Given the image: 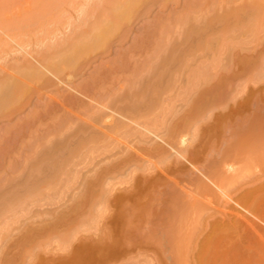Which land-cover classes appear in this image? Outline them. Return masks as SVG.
I'll list each match as a JSON object with an SVG mask.
<instances>
[{
    "label": "rangeland",
    "instance_id": "374dc122",
    "mask_svg": "<svg viewBox=\"0 0 264 264\" xmlns=\"http://www.w3.org/2000/svg\"><path fill=\"white\" fill-rule=\"evenodd\" d=\"M14 1L12 0L10 3ZM32 1L25 3L26 5L29 3L30 7L27 8L25 5L23 9L29 11L32 7V10L34 7V1ZM48 1H51L50 4L59 1V4H55L56 7H60L59 9L55 5H53L54 7L51 6L52 10L54 8L58 12L50 10ZM48 1L40 0L43 11L39 9L40 7L34 8L36 9L35 12L41 10V18L45 24L42 21L40 26L45 28L40 30V27L36 28L39 24L34 26L32 22L33 29L31 27L29 29L33 32L31 33L29 29V32L27 29L25 30L28 35L25 36L24 33L22 38L25 36L24 44L26 45L20 48L26 52V56L29 54L30 58L34 59L40 68L44 66L39 62L38 57L31 54L33 50L39 47V50L37 48L35 51L44 50L43 53L52 51L51 55L54 57L53 47L57 42L60 45L62 39L65 41V38L72 36L70 35L72 33L73 37H70V40L72 39L74 42V37L78 33L88 29L84 27L82 30L83 19L82 25H79L80 18L84 17L83 11L90 10L96 3L105 0H98V2L85 0V3L84 0L82 3H80L81 0H77V2L76 0L72 2L71 0ZM140 1L142 2L139 0L137 4L134 3L138 6L139 10L135 8L138 11H129V15L126 14V16L127 7L128 10L133 8V5L131 8L127 6L125 11L122 9L124 16H118V20L115 18L119 21V25L115 24V27L117 26L119 29L123 25L119 30L120 32L116 30L119 33L110 24L112 27L107 26L108 30L103 31L104 34L106 33L105 35L103 32L101 35L100 32H98L99 35L97 32L93 33V36L91 35V40L100 39L97 42L102 43L99 45L103 46L99 47L98 45L99 49H97L96 44L91 42L90 48L78 47V54L71 63V68L64 69V65H61L60 67L64 70L61 69L62 72L60 71L59 74L46 69L47 73L43 74L44 77L38 73L40 79H38V75L35 76L36 79L34 74L33 79L36 81L32 79L34 82L30 81L29 84L26 82L28 85L24 87L25 92L22 94L23 96L20 95L19 102L15 100L11 103L14 107H10V104L8 112L5 110L8 107H3V113L0 114V135L6 127L11 126L10 128L14 127V135L10 133L12 136L9 134L7 137H13L12 140L15 136L16 140L18 137L19 140L20 137H23L20 140L22 143L17 140L16 144L20 143L19 146L24 144L25 148L27 143L30 141L33 143L37 140H40L42 146L38 149L35 148L37 152L33 151L32 154L35 155L33 159V155L31 156L26 152L29 151L26 150L27 146L26 151L22 146V150H18L19 154L18 152L13 153V156L5 158L6 163L7 159L10 161L13 158L16 165L17 163L21 165L20 167L17 166V174L16 171L12 172L13 174L10 173L9 169H5L6 171L3 169V173L1 172L2 169L0 170V174H4V177L9 174L7 183L5 181L4 186L2 185L4 188H1L0 184V195L3 197H0L3 200L0 202V208L4 207L3 202L8 204L2 210L0 209V217L3 215L0 218V224L7 223L5 226L0 225V264H174V261L177 264L180 259L183 261L182 258L184 261L186 260L187 264H194V262L199 261L203 263L204 256V263L211 261V264L213 261L216 264H230L232 262V264H251V262L252 264H264V203L260 207H255L252 205L253 202L245 204L239 200L247 190L252 188L255 190L258 186L260 190L255 200L264 198V163L262 162L264 156L262 153L259 156L262 157L260 160L259 157L256 159L255 155L254 157L251 154L244 155L246 157L242 155L241 158L237 157L236 161H230V158L234 159L238 152L237 147L241 144L240 142H242L243 147L250 143L257 146L264 144V32H262L264 29L261 28H264V16H260L261 19L260 14H257L259 12L264 14L262 13L264 5L262 11L260 8L255 9L257 6L253 9V7L250 8L251 6L245 5L248 4L246 2L249 0H217L214 6L217 7L218 2L220 6L215 10L213 9L215 7L208 8L210 4L213 6V3L208 2V4L205 1L207 4L202 3L205 4L203 8H201L202 5L198 7L200 10L198 12L202 15H199L195 10H193L194 14L198 15L196 18L193 13L190 14L194 16V19L192 16L185 15L188 19L190 18V20L185 19L187 24L182 20L179 22L180 19L177 16L183 15L184 11L190 12L191 9L186 10L188 0H172V2L166 0V3L164 0H152L149 1V5H147V0L142 4ZM35 2L37 4L38 0ZM10 3L8 7H12ZM17 3L21 4L18 0ZM17 3H14L15 6ZM70 3L72 7H75H68ZM3 4L0 6H4ZM143 4L145 5L143 6ZM249 4H253V2L251 1ZM5 6H7L6 3ZM20 7L14 9H20ZM79 7L82 8L81 10L84 8V10L81 11ZM181 7L185 8L182 9ZM220 7L225 9H220ZM77 8L82 13L78 14ZM180 9L184 11L179 13ZM192 9L196 8L192 7ZM60 10L64 11L62 12L64 14H61ZM250 11L253 15L250 14ZM32 13L34 14L33 10ZM65 13H68L67 17ZM167 13L170 15L168 16ZM235 14L237 17L234 16L235 18H233ZM256 14L259 20H257ZM34 16H32L33 20L37 18ZM47 16H55V18H52L53 21H51V17ZM91 16L96 17L95 15ZM250 16H254L257 22L253 19L254 17L250 19ZM56 17L60 18V22ZM175 17H177V21H171L172 19L176 20ZM221 17L226 21L221 20ZM28 19H31L30 14ZM32 19L31 21H33ZM67 19L73 21L70 22ZM75 19L77 20L75 21ZM94 19L96 18H90V21L93 20L91 23L96 24ZM124 19L125 22H123ZM63 20L66 21L63 22ZM115 20L113 19V24L117 22ZM162 20H165L164 22L167 24L174 25H171L170 30H173V34L169 32V36L171 35V42L169 41V43L173 44L169 48L172 49L170 53L173 50L175 53L156 59L151 71L144 73L143 77L141 75L142 78L140 77L139 80H135L133 88L130 87L132 85L127 88L129 83L125 82L133 78L135 69H139L141 67L139 65L144 64L143 62L149 57L148 54H151L152 36L156 37L157 24ZM192 20L196 24H192ZM87 21L89 22V19ZM258 21L261 26L256 28L259 25ZM248 22L257 24V26L253 25L252 27L249 23L251 29L247 25ZM167 24L163 26L169 30ZM186 24L188 30L187 26H184ZM175 26H178V29L181 26L180 29L184 28L183 31L187 33L177 28L173 29ZM161 27H159L160 30ZM254 27L256 28L255 31H253ZM48 28L52 31H49L50 35L47 34ZM35 29L37 31L39 29L41 32L44 30L40 35L44 33L46 35L39 36V39L37 35H34L37 38L34 37ZM232 29L233 32L237 29L234 32L237 34L234 35ZM248 29L249 31L251 29L254 34L252 32V35ZM107 31L110 33L107 34ZM178 31L180 34H177ZM227 31H231L232 34L230 32L225 34L224 32ZM230 34L233 38L230 37ZM62 35H66V37L64 36V38ZM102 35L103 38H101ZM172 35L175 37L174 40ZM244 35L246 36L244 37ZM30 36H32L31 39ZM111 36L116 39H112ZM134 37L136 39L144 37L141 40L140 48L138 47L139 50L137 49L133 54L130 53L131 56L128 54L129 57L124 58L122 62L120 61L123 66L126 67L127 65L126 68L121 66L117 69L116 56L121 51L122 53L129 51L132 42L135 41ZM218 38L223 40V43L232 44L233 47L225 48L226 45L223 43L220 45L221 40L218 43ZM237 38H240V41ZM235 39H237V46L234 48ZM242 39L244 41H241ZM232 40L234 43L231 42ZM35 42L40 44L37 45ZM50 42L54 46L48 44ZM238 42L243 43L238 44ZM217 43L227 51L223 50V47L221 49ZM230 48L233 49L230 50ZM219 49L223 51L221 52ZM21 53L15 51L10 54L22 57ZM3 54L0 52V65L4 64L3 66H5L4 62L7 61L6 63H8V60L11 63L12 56H9V53H7L9 57L4 54L6 57L4 60ZM80 54L82 57L79 56ZM219 60L221 61L219 62ZM213 61H216L214 63L218 67L215 64V68H210ZM113 66L116 68L113 69ZM120 68H123L121 70L125 68V70L119 71ZM204 68L207 69L205 70L206 75L202 73L201 76H207L209 79L206 80V84L200 85V83L201 87L196 86L197 88H195L196 83L201 82L202 78L199 76L201 80L196 83L191 78L196 72H203L201 69ZM93 72L94 74L97 72L95 81L98 80L95 82L97 83L96 86L92 84L95 87L94 90L92 86L90 89L97 96L94 97L95 99L92 97L94 94L91 93L93 94L91 95L87 90V92L84 90L79 91V93L75 91L77 85L79 86L90 79L89 75L93 77ZM111 72L114 74V79ZM32 74H25L24 78L27 75L25 80L29 81V75L32 77ZM42 78L44 79L41 80ZM191 83L195 85H191ZM125 85L127 86L125 87ZM85 92L87 95L84 94ZM55 96L57 101L55 98L54 102ZM68 96H73L70 98L73 101H69ZM43 107L45 109H42ZM34 110L39 113L37 121L34 120L31 124L29 122L27 125L21 126L20 123L24 122L25 118L31 115V112L34 113ZM47 111L52 112L47 113ZM46 113L47 115H45ZM119 115L123 118L118 117ZM121 119L125 123L121 122ZM18 127L22 128L21 131ZM15 129L17 130L15 131ZM101 129L102 131H100ZM22 131L25 133L24 135L21 133ZM252 137H256V139L253 140ZM7 139L5 142L8 141L9 146L16 147V144L13 145L15 139L10 143ZM40 142L36 145H40ZM200 150L201 152L196 154ZM177 151L180 154L183 153L177 155L175 154ZM16 154L18 156H15ZM226 155H230L229 161L223 164ZM190 158L194 159L191 160ZM31 159L35 160L32 161ZM254 159L255 161L258 160L259 165ZM244 160L249 161L252 166L249 163L246 165ZM222 174L224 178H222ZM0 179L2 178L0 177ZM174 182H178V185ZM261 186L262 188H260ZM4 195L7 196L4 197ZM4 198L8 203H5ZM114 201L116 202L114 203ZM177 201H180L181 204ZM184 203L187 205L184 206ZM197 205L198 209L195 208ZM179 206H182L181 209L193 208L195 211L191 209L192 212L187 214L189 215L188 220L186 218L187 222H184L185 228L177 231L178 227L183 226L184 223L179 224V226L174 225L176 222H172L168 214H173L179 210ZM164 211L166 215H163ZM232 212L239 215H234ZM239 216L243 218H239ZM171 219L175 220L173 215ZM172 224L177 226L175 232L180 233L178 234L180 237L175 236L176 233L174 234ZM214 225L226 228L230 232L231 239L230 241L227 240L228 243L225 241L226 244L217 245L210 241L206 242V239L209 240L210 238L213 241L220 236L219 232L215 231ZM227 227H230L231 230ZM182 233L184 237L181 235ZM188 234L192 237L189 238ZM186 236L188 240L185 238ZM179 238L181 239L179 240ZM180 244L181 247H185V252L183 250L179 252L181 251ZM235 246L239 249H237L238 251ZM205 248L208 250L207 252ZM217 248L220 250L218 251ZM217 251L218 253L221 252L220 255L222 256L217 254ZM178 254H180L179 257ZM194 255L199 257L196 259ZM237 255L238 259H236ZM219 256V262H216Z\"/></svg>",
    "mask_w": 264,
    "mask_h": 264
},
{
    "label": "bare ground",
    "instance_id": "6f19581e",
    "mask_svg": "<svg viewBox=\"0 0 264 264\" xmlns=\"http://www.w3.org/2000/svg\"><path fill=\"white\" fill-rule=\"evenodd\" d=\"M12 0H7V2H6V0H0V4H3L4 6H0V52L3 54V52H4V54L7 56V53H14L15 51H18V52H20L21 53V50H20V48L21 47H25V45L26 44H24V40H26L25 39V36H26V34H27V32H29V30H31V29H29L30 27L33 29V24H31L32 22L34 23V26H36L37 24H39L38 26H36V28L38 27H40L39 29L41 30V29H44L45 27H43V28H41V26L40 25H42L41 24V22L42 23H44L45 24V22H44V20H43V18H41L42 17V14H41V10H37V11H39V12H35V10L37 9V8H39V9H42V11L44 10L43 8H41V4H40V0H38V2H37V4H36V0H33L34 1V7H33V12H34V14H35V16H34V14L32 13V10H31V8L29 9V11L32 13V16H34V17H37V18H34V20L32 19L33 17L31 16V13L28 11V9L27 10H24L23 8V6H25L26 4H27V2H30V1H26L25 2V0H23V2H22V0L20 1V0H18L19 2H21V4H18L17 3V0H13L14 2L13 3H10ZM32 1V2H33ZM48 1V0H47ZM56 1V0H55ZM54 1V2H55ZM64 1H66V0H64ZM63 1V2H64ZM73 0H71V2H72ZM78 1H80V0H78ZM94 1H97L98 2V0H94ZM139 0H105V1H101V3H93V4H95L93 7H92V9L90 8V10H87V11H83L84 10V8H83V10H81L82 8H80V7H82V6H80L79 4V8H80V10L81 11H83V13L81 12V11H79V9H78V11L77 12H79L78 14H80V12L83 14V18H80L81 19V21H80V23H79V25L81 24L82 25V19H83V24L84 25H82V30L84 29V27H87L88 29L86 30H83V31H81V33H78V32H76V33H78V35L76 36V37H74L75 38V41L73 42V40L71 39L70 40V37H73V33L72 34H70V35H72V36H70L69 38H68V41H66L67 40V38H65L66 37V35H62L66 40V42L64 41V39H62L63 41H64V43H63V41H59L61 44L59 45V43L57 42V44L55 45V47H53L54 49H53V56L54 57H52V55H51V53H52V51H50V52H46V53H43L44 52V50L43 51H41L42 49L40 48V51L41 52H39V51H35V50H37V48H38V50H39V47H37V48H35L34 50H33V52L31 53L34 57H38V59H39V62L40 63H42L43 64V66L44 67H42V68H40L39 66H38V64H36V61L34 60V59H31L30 58V55L28 54L27 56H26V52L24 51V50H22V57H20V56H18V57H16V56H12V54H10L9 56H12V59H11V63H10V60H8V63H6V62H4L5 63V66H3L2 64V66L0 65V114H2L3 113V107H5V106H10V104L11 103H13L15 100L16 101H18L19 100V97H20V95H22L24 92H25V86L26 85H28L29 83H30V81H33V80H35L36 81V77H37V75H38V73H40V74H42L41 75V77H44V75L43 74H46L47 72H46V69L47 70H51V71H53V72H58L57 74H59V72L61 71L62 72V70L61 69H67V68H71L70 67V65H71V63H73V61L75 60V58H76V56H77V52H78V47H82V49H83V47L84 48H87V47H89L90 48V45H91V42L92 43H94V44H96L95 46H96V48L97 49H99V47L100 46H103V45H99V44H102V43H100V42H97V41H99V40H97V41H94V40H96V38H94L93 40H91V35L93 36L96 32L98 33V32H100V35H101V33L103 32V31H105L106 32V29L108 30V27H112L110 24H112L113 26L115 25V24H118L119 25V21H117L118 20V16L120 17V15H121V17L122 16H124V14H122V12L123 11H125L124 9H126V7L127 6H129L130 8L132 7V5H133V8H131V9H129L128 10V7H127V13H125V15L127 14V15H129V11H132V12H134V10H135V12L136 11H138L139 9L137 8L138 6L137 5H135V4H137V2H138ZM144 1L145 0H142V2H141V4L142 3H144ZM149 1H152V0H147V2H148V4H147V2H146V4L147 5H149ZM165 1V3H166V0H164ZM163 1V2H164ZM174 1V0H173ZM183 1V0H182ZM209 2V3H213V6L210 4V6H208V8L209 7H215V8H213V9H215L216 10V8H218V6H220L219 5V2L217 3V7L216 6H214L215 4H216V1L217 0H188L187 1V3H188V5H189V7H188V5H187V7H186V10H195V12L197 11V13L199 14V15H202V14H200L199 12H200V10L198 9V7H201V5H202V7L201 8H203L204 7V5L205 4H202V3H204V2ZM228 1V0H227ZM253 2V4H255V5H253V4H249V2ZM249 0V2H246V3H248V4H245V5H247V6H251L250 8H252L253 7V9H254V7L255 6H257V7H255V9H259L260 8V10H262L263 11V5H264V0ZM1 2H3V3H1ZM31 2V3H32ZM49 3V5H50V10H52V8H51V6L52 7H54L53 5H55L56 3H57V1L55 2V4H50V2L51 1H48ZM52 2H53V0H52ZM62 2V1H61ZM68 2V1H67ZM76 2H77V0H76ZM83 1L81 0L80 1V3H82ZM86 1L84 0V3H85ZM90 2V1H89ZM168 2V1H167ZM171 2H172V0H171ZM177 2V1H176ZM176 2H174V3H176ZM180 2V1H179ZM178 2V3H179ZM205 2V3H206ZM5 3H6V5L7 6H5ZM9 3L10 4H12L11 6L12 7H14L15 6V4L17 3V6H15L14 8H16V7H20L21 5H22V3H24L21 7H20V9H12V7H8L9 6ZM15 3V4H14ZM26 3V4H25ZM92 3V2H91ZM135 3V4H134ZM174 3H172V4H174ZM206 3V4H207ZM208 3V4H209ZM215 3V4H214ZM221 3V2H220ZM224 3V2H223ZM233 3H234V1H233ZM241 3V2H240ZM261 3H263V4H261ZM57 4H59V1H58V3ZM140 3H139V5H141ZM151 4V3H150ZM167 4H169V3H167ZM181 4V3H180ZM222 4V3H221ZM35 5H39V6H35ZM46 5V4H45ZM45 5H43V7H45ZM60 5H63V4H60ZM70 5V6H69ZM68 5V7H72L71 6V3ZM73 5V4H72ZM83 5V7H85L84 6V4H82ZM86 5V4H85ZM88 5V4H87ZM92 5V4H91ZM145 4H143V6H144ZM182 5V4H181ZM183 5H184V3H183ZM240 5V4H239ZM260 5H262V6H260ZM27 6V8L28 7H30L29 6V3H28V5H26ZM64 6V5H63ZM89 6H90V4H89ZM185 6V5H184ZM222 6V5H221ZM233 6V5H232ZM241 6H243V5H241ZM246 6V7H247ZM259 6V7H258ZM55 7H56V5H55ZM58 7V9L60 8L59 6H57ZM56 7V8H57ZM73 7H75V6H73ZM72 7V8H73ZM91 7V6H90ZM140 7V6H139ZM151 7V6H150ZM161 7V6H160ZM167 7V6H166ZM192 7L193 8H196V9H192ZM223 7V6H222ZM222 7H220V9L222 8ZM235 7V6H234ZM239 7V6H238ZM34 8H36V9H34ZM46 8H48V7H46ZM45 8V9H46ZM55 8V9H56ZM89 8V7H88ZM88 8H86V9H88ZM138 9V10H136V9ZM141 8V7H140ZM145 8H146V6H145ZM163 8H165L164 7V5H163ZM182 8V7H181ZM183 8H185V7H183ZM182 8V9H183ZM236 8V7H235ZM24 11H23V10ZM122 9H123V11H122ZM133 9V10H132ZM182 9H180V12L179 13H181V11L183 12L184 10H182ZM222 9H225V8H222ZM232 9H233V7H232ZM252 9V10H253ZM53 10H54V8H53ZM52 10V11H53ZM61 10H63V9H61ZM60 10V11H61ZM149 10H151V9H149ZM190 10V12H189V14H188V12H186V11H184L183 12V15L181 14H179L180 15V17L179 16H177L179 19H180V21L179 22H182V21H184V22H187V21H185V19L187 18L188 19V17H190V16H192L190 13H195L194 11L192 12ZM198 10H199V12H198ZM210 10H211V8H210ZM247 10H249L248 8H247ZM23 11V13L21 14V12ZM29 13H28V12ZM49 11V10H48ZM51 11V12H52ZM57 11V10H56ZM55 10H54V12H56ZM218 11V10H217ZM231 11H233V10H231ZM258 11V10H257ZM26 12V13H25ZM53 12V13H54ZM58 12V11H57ZM62 12H64V11H61V14H64V13H62ZM132 12H131V15H132ZM146 12H148V11H146ZM178 12V11H177ZM206 12V11H205ZM252 12H254V10L252 11ZM259 12V11H258ZM43 13V12H42ZM60 13V12H59ZM58 13V14H59ZM185 13V14H184ZM202 13V12H201ZM262 13H264V11L262 12ZM28 14V15H27ZM29 14H30V17H31V19L33 20V21H31V19H28V16H29ZM52 14V13H51ZM50 14V15H51ZM55 14V13H54ZM57 14V13H56ZM66 15V17H67V14L68 13H65ZM168 14V13H167ZM176 14V13H175ZM234 14V13H233ZM250 14H251V11H250ZM255 14V13H254ZM258 15H259V17L260 16H264V14H261L260 12L259 13H257ZM257 14L255 15L256 17H257ZM24 15V16H23ZM25 15H27V16H25ZM53 15V14H52ZM60 15V14H59ZM90 15H95L96 17H94V16H91L90 17ZM126 15V16H127ZM146 15V14H145ZM160 15V14H159ZM158 15V16H159ZM170 15V13L168 14V16ZM185 15H188V17H186ZM195 15V18L198 16V15H196V14H194ZM251 15H253V14H251ZM55 16H58V15H55ZM55 16L53 17H51V16H47V17H51L50 18V20L51 21H53V19L52 18H55ZM62 16V15H61ZM61 16H60V18H61ZM77 16H79V15H77ZM77 16H75V18H77ZM234 16H236V14L235 15H233V18H235ZM44 17V16H43ZM46 17V16H45ZM63 17V16H62ZM129 17V16H128ZM149 17V16H148ZM177 17H175V19L176 20H173L172 18V20L171 21H177ZM193 17V19H194V16H192ZM191 17V18H192ZM206 17H207V15H206ZM237 17V16H236ZM251 17L252 16H250L249 18L251 19ZM254 17V16H253ZM252 17V18H253ZM57 18V17H56ZM59 17L57 18L58 20L60 19ZM71 18V17H70ZM90 18L91 19H93V18H96V19H98L97 21H99L98 23H97V21H96V19H94V22H96V24L95 23H91L92 21H90ZM115 18L117 19V20H115ZM124 18V17H123ZM132 18V17H131ZM156 18V17H155ZM155 18H153L154 20H155ZM167 18V17H166ZM166 18H165V20H166ZM230 18H232V17H230ZM258 18V17H257ZM261 19H262V17H260ZM28 19V20H27ZM42 19V20H41ZM49 19V18H48ZM57 19H56V21H57ZM65 19V18H64ZM72 19V18H71ZM89 19V22L87 21ZM113 19L115 20V21H117L116 23H114L113 24ZM126 19V18H125ZM124 19V21L123 22H125L126 20ZM152 19V18H151ZM158 19V18H157ZM162 19H163V17H162ZM168 19V18H167ZM219 19V18H218ZM217 19V20H218ZM224 18H222L221 17V20H223ZM255 21H256V19H255V17L253 18ZM264 19V18H263ZM49 20V21H50ZM62 20V19H61ZM77 19H75V21H76ZM123 20V19H122ZM161 20V19H160ZM165 20H162V22H159L157 25V29L155 30V32L157 31V34H156V37L155 36H152L151 38L153 39V43L151 44V45H153V47H151L152 49H151V54L149 55L148 54V58H147V60L146 61H144L143 63L144 64H140L139 66H141L139 69H135V71H134V74H133V78L132 79H129L128 80V82L126 81H124L125 83H129V85H128V87L127 88H129V86L130 85H132V86H130V87H134L133 85L135 84V80H139V78L141 77V75H142V77H143V75H144V73H147V72H150L151 71V69L153 68V66H154V63H155V60L156 59H158L159 57H163V56H165V57H167L168 55H171V54H174L175 52H174V50H173V52L172 53H170L171 52V50H170V48H169V46L170 45H173V44H170L169 43V41L171 42V35L169 36V32H170V34L172 33V31H170L171 30V27L172 26H174V25H170V23H166V22H164ZM182 20V21H181ZM188 20H190V18L188 19ZM209 20V19H208ZM212 20H213V18H212ZM211 20V21H212ZM225 20V19H224ZM257 20H259V18L257 19ZM64 21H66V20H63V22ZM67 21H73V20H68L67 19ZM193 21V20H192ZM213 21H215V20H213ZM226 21V20H225ZM224 21V22H225ZM253 23H256V22H254L253 20H251ZM262 21V20H261ZM58 22H60V20L58 21ZM62 22V23H63ZM78 22V21H77ZM85 22V23H84ZM154 22V21H153ZM189 22H191V21H189ZM193 22H195V21H193ZM192 22V24H196V22L195 23H193ZM219 22V21H218ZM54 23V22H53ZM101 23V24H100ZM128 23V22H127ZM127 23H125V24H127ZM167 24V26L169 27V30H168V28H164V26H166L165 24ZM210 23H212V22H210ZM227 23V22H226ZM251 24V22H248V24L247 25H249V28H251L250 27V24ZM260 22L258 21V24H259ZM78 24V23H77ZM100 24V25H99ZM124 24V25H125ZM160 24V25H159ZM162 24V25H161ZM187 24H188V22H187ZM187 24L186 25H184V26H187ZM191 24V23H190ZM189 24V28L191 29V25ZM225 24V23H224ZM80 25V26H81ZM99 25V26H98ZM156 25V24H155ZM164 25V26H163ZM170 25V26H169ZM178 25V24H177ZM180 25V24H179ZM252 25V27H253V25L254 24H251ZM263 25V24H262ZM102 26H104V27H102ZM108 26V27H107ZM121 26H123V25H121ZM121 26H120V28L118 29L117 28V26L115 27H112V28H115V31L116 30H120L121 29ZM127 26H128V24H127ZM160 26H162L161 27V30H160ZM255 27L257 26V24L256 25H254ZM261 25L259 24L256 28H258V27H260ZM71 27V26H70ZM245 27V26H244ZM254 27V30L253 31H255L256 30V28ZM47 28V27H46ZM76 28V27H75ZM78 28V27H77ZM117 28V29H116ZM146 28H148V27H146ZM175 28H177L178 29V26L176 27H173V29H175ZM180 28H182L181 26H180ZM179 28V29H180ZM248 28V27H247ZM246 28V29H247ZM262 29H264L263 27H261ZM260 28V29H261ZM28 30L27 32L25 31V30ZM38 29V31L35 29V31L36 32H34V33H36V34H33V36L34 35H37L38 36V39H39V36L41 37V36H44V34L43 35H40V34H42L43 32H44V30H42L43 32H41L40 30ZM51 29H52V27H51ZM50 29V30H51ZM123 29V28H122ZM124 29H125V27H124ZM176 29V30H177ZM178 29V30H179ZM184 29V28H183ZM183 29L181 30L182 32H185V31H183ZM234 29V28H233ZM233 29H232V32H233ZM239 29V28H238ZM252 29V28H251ZM251 29H250V31H249V29H248V31L249 32H251ZM261 29V30H262ZM49 28H48V35H50L49 34ZM54 30V29H53ZM79 30V29H78ZM77 30V31H78ZM150 30V29H149ZM186 30V29H185ZM187 30H188V26H187ZM235 30H237V29H235ZM235 30H234V32H235ZM260 30V31H261ZM45 31H47V30H45ZM114 31V32H115ZM118 31H116L117 33H119ZM145 31V30H144ZM252 31V32H253ZM33 31L31 30V33H32ZM39 32V33H38ZM41 32V33H40ZM50 32H52V31H50ZM57 32V31H56ZM74 32V31H73ZM108 33L107 34H109L110 33V31H107ZM125 32V31H124ZM149 32V31H148ZM179 32V31H178ZM182 32H181V35H182ZM228 32H230L231 33V31H227V32H224L225 34H229ZM233 32V33H234ZM252 32H251V34H252ZM262 32H264L263 30H262ZM24 33H25V36L22 38V36L24 35ZM39 35H38V34ZM54 33V32H53ZM94 33V34H93ZM112 33V32H111ZM126 33V32H125ZM144 33V32H143ZM152 33V32H151ZM185 33H187V32H185ZM224 33H223V36H224ZM256 33V32H255ZM56 34V33H55ZM103 34H104V32H103ZM106 34V33H105ZM104 34V35H105ZM123 34V33H122ZM173 34V33H172ZM177 34H180V32L179 33H177ZM232 34V33H231ZM231 34H230V37H231ZM235 34H237V33H234V35ZM246 34V33H245ZM253 34H254V32H253ZM252 34V35H253ZM257 34V33H256ZM255 34V35H256ZM260 34V33H259ZM28 35V34H27ZM29 35H31L30 33H29ZM46 35V34H45ZM54 35V34H53ZM57 35V34H56ZM97 35V34H96ZM98 35H99V33H98ZM97 35V36H98ZM145 35V34H144ZM184 35V34H183ZM97 36H95V37H97ZM138 36V35H137ZM174 35H172V38H173V40H174V38L175 37H173ZM177 36V35H176ZM221 36V35H220ZM222 36V37H223ZM237 36V35H236ZM239 36V35H238ZM246 35H244V37H245ZM31 37L32 36H30V39H31ZM34 37H36V36H34ZM55 37V36H54ZM101 37V36H100ZM112 37V39L113 38H115L114 36H111ZM139 37V36H138ZM145 37H147V36H145ZM154 37H155V39H154ZM226 37H228V36H226ZM241 37V36H240ZM253 37V36H252ZM251 37V38H252ZM37 38V37H36ZM35 38V39H36ZM47 38V37H46ZM61 38V37H60ZM101 38H103V35H102V37ZM123 38H124V35H123ZM126 38V37H125ZM135 38V37H134ZM143 38L144 37H140V38H135V41L134 42H132L133 44H132V46H131V48H129V51H123V53H122V51L121 52H119V54H118V56H116L117 58H116V67H117V69H118V67H121V66H123V63L122 64H120L121 62H122V60L124 59V58H127V57H129L128 56V54L130 55V53H134V52H136L137 51V49L139 50V48H140V43H141V40H143ZM169 38H170V40H169ZM221 38V37H220ZM218 38L219 40H218V43H219V41L221 40V39H223V38ZM229 38V37H228ZM231 38H233V37H231ZM230 38V39H231ZM236 38V37H235ZM250 38V39H251ZM258 38V37H257ZM256 38V39H257ZM34 39V38H33ZM42 39H43V37H42ZM53 39V38H52ZM55 39L57 40V38L55 37ZM108 39V38H107ZM107 39H106V41H107ZM111 39V40H112ZM116 39V38H115ZM121 39V38H120ZM149 39H150V37H149ZM148 39V40H149ZM238 40L240 39V38H237ZM237 39H235V43L233 42L234 40H232L231 42H233L234 44H236L237 42ZM250 39H248V40H250ZM254 39V38H253ZM252 39V40H253ZM102 40V39H101ZM124 40V39H123ZM122 40V41H123ZM151 40V39H150ZM150 40H149V42H150ZM34 41V40H33ZM54 41V40H53ZM71 41V42H70ZM102 41H105V40H102ZM108 41H109V39H108ZM121 41V40H120ZM144 41H145V39H144ZM240 41V40H239ZM241 41H244L243 39L241 40ZM247 41V40H246ZM29 42H31V41H29ZM54 42H56V41H54ZM112 42V41H111ZM110 42V43H111ZM147 42V41H146ZM145 42V43H146ZM227 42V41H226ZM254 42V41H253ZM36 43V42H35ZM103 43H105V45L107 44L106 42H103ZM121 43V42H120ZM144 43V42H143ZM172 43H173V41H172ZM218 43H217V45H218ZM221 43H223V40H221L220 41V45H221ZM241 43V42H240ZM239 42H238V44H240ZM243 43V42H242ZM241 43V44H242ZM37 44V43H36ZM40 44V43H39ZM39 44H37V45H39ZM48 44H51V42L50 43H48ZM48 44H46V45H48ZM64 44V45H63ZM224 45H226L225 46V48L227 47V49L229 48V46L230 47H233L232 46V44L231 45H229V43H223ZM222 44V45H223ZM233 44V45H234ZM245 44H247V43H245ZM44 45H45V43H44ZM87 45V46H86ZM98 45H99V47H98ZM104 45V46H105ZM108 45V44H107ZM149 45H150V43H149ZM228 45V46H227ZM30 46V45H29ZM40 46H42V45H40ZM51 46H54V44H51ZM58 46V47H57ZM70 46V47H69ZM109 46V45H108ZM107 46V47H108ZM219 46V45H218ZM237 46V44L236 45H234V48ZM243 46V45H242ZM34 47H36V46H34ZM139 47V48H138ZM171 47V46H170ZM173 47V46H172ZM220 47V46H219ZM221 47H223V46H221ZM220 47V48H221ZM239 47V46H238ZM240 47H241V45H240ZM61 48V50H59V49ZM79 48V49H80ZM88 48V49H89ZM169 48V49H168ZM224 48V47H223ZM225 48L223 49V50H225ZM58 49V50H57ZM65 49V50H64ZM67 49V50H66ZM94 50H95V48H93ZM92 49V50H93ZM103 49V48H102ZM104 49H105V47H104ZM222 49V48H221ZM227 49L225 50V51H227ZM231 49H233V48H230V50ZM56 50V52H54ZM85 51L87 50V49H84ZM83 50V51H84ZM92 50H90V51H92ZM169 50V51H168ZM222 50V51H223ZM3 51V52H2ZM46 51V50H45ZM62 52V53H60V52ZM84 51V52H85ZM89 51V50H88ZM88 51H87V53H88ZM218 51V50H217ZM219 51H221L220 49H219ZM221 51V52H222ZM57 52H59V53H57ZM127 52V53H126ZM56 53V54H55ZM89 53H91V52H89ZM217 53V52H216ZM220 53V52H219ZM223 53H225V52H223ZM3 54V56L2 57H5V55ZM25 54V55H24ZM83 54V53H82ZM85 54V53H84ZM218 54V53H217ZM87 56L89 55V54H86ZM216 55V54H215ZM219 55H222V54H219ZM9 56H7V57H9ZM79 56H81L82 57V55L80 54ZM131 56V55H130ZM218 56V55H217ZM216 56V57H217ZM57 57H58V59H57ZM84 57V56H83ZM86 57V56H85ZM222 57V56H221ZM221 57H218V58H220L221 59ZM4 60H6V57H5V59ZM63 60H64V62H63ZM214 60H215V57H214ZM217 60V59H216ZM121 61V62H120ZM218 61V60H217ZM221 60H219V62H220ZM214 62H216V61H213V63L210 65V68L211 67H213V68H215L216 66H215V64L216 63H214ZM10 63V64H9ZM218 63V62H217ZM8 64V65H7ZM63 66V68H61L60 66ZM112 65H114V64H112ZM212 65H214V66H212ZM217 65V64H216ZM138 66V65H137ZM138 66V67H139ZM101 67V66H100ZM116 67H114L113 66V69L114 68H116ZM123 67H125V66H123ZM126 67H127V65H126ZM125 67V68H126ZM136 67V66H135ZM217 67H218V65H217ZM72 68H73V66H72ZM125 68H124V70H125ZM203 68V67H202ZM63 69V70H64ZM97 69V68H96ZM121 69H123V68H120L119 69V71H124V70H121ZM201 70H203V72L202 71H198V72H196L195 74H194V77H192L191 79L192 80H195L194 82L196 83L197 81L199 82V80H201L200 78H199V76H201L202 75V73H203V75L205 74L206 75V71L205 70H207V69H201ZM205 71V72H204ZM60 72V73H61ZM117 73H118V71H116ZM29 74V73H33L32 74V77H31V75H29L30 76V79H29V81H26L25 79H26V77H27V75L25 76V78H24V75L25 74ZM97 72H95V74H96ZM112 73V72H111ZM113 73H114V71H113ZM112 73V78H113V74ZM35 74V75H34ZM95 74H94V72H93V77H92V75H89V80H87V81H85V83L83 82L82 84H80L79 86H80V88L82 89H80V88H78L79 86L77 85L76 87H75V91H78L77 93H79V91H89V93L91 94V93H93L94 91H92V90H90L92 87V89L94 90V86H96L95 84H97V83H95V82H98V80L97 81H95ZM116 74V73H115ZM33 75H34V77L36 78V79H33ZM91 76V77H90ZM40 77V75H38V79H40L39 78ZM108 77H110V76H108ZM132 77V76H131ZM141 77V78H142ZM210 77V76H209ZM46 78V77H45ZM194 78V79H193ZM201 78H202V80H203V78H205V80H201V82H199V83H196L197 85H195L194 83H191V85H195L194 87L195 88H197L196 86H200V85H202V83L204 84H206V80L208 81V79H207V76H205V77H202L201 76ZM33 79V80H32ZM44 78H42L41 80H43ZM114 79V78H113ZM197 79V80H196ZM122 80V79H121ZM120 80V81H121ZM38 82L40 81V80H37ZM115 82H117V80H114ZM26 82L28 83V84H26ZM34 82V81H33ZM37 82V83H38ZM40 82H42V81H40ZM193 82V81H192ZM44 83V82H43ZM120 83V82H119ZM201 83V84H200ZM36 84V83H35ZM92 84L94 85V86H92ZM99 84V83H98ZM200 84V85H199ZM43 85V84H42ZM32 86V85H31ZM92 86V87H91ZM127 85H125V87H126ZM190 86V85H189ZM27 87V86H26ZM191 87V86H190ZM193 87V86H192ZM201 87V86H200ZM98 88H103V87H98ZM37 90V89H36ZM86 91V92H87ZM80 92V93H81ZM86 92L84 93V94H86ZM39 94H40V92H39ZM94 94V93H93ZM93 94H91V95H93ZM51 95V94H50ZM87 95V94H86ZM89 95V94H88ZM23 96V95H22ZM53 96V95H52ZM51 96V97H52ZM75 96H76V94H75ZM90 96V95H89ZM88 96V97H89ZM41 97H43V96H41ZM50 97V96H49ZM50 97V98H51ZM93 97V99H95L94 97H97V96H95V94H94V96H92ZM40 98V97H39ZM45 98V97H44ZM55 98H56V101H57V97L55 96L54 97V102H55ZM70 98H73V96L72 97H69L68 96V100L70 101V100H72V99H70ZM59 99V98H58ZM66 99H67V97H66ZM46 100V99H45ZM59 101V100H58ZM73 101V100H72ZM79 101V100H78ZM19 102V101H18ZM17 102V103H18ZM21 102V101H20ZM41 102V101H40ZM48 102V101H47ZM53 102V101H52ZM53 102V103H54ZM17 103H15V104H17ZM42 103H44L43 101H42ZM57 103V102H56ZM9 104V105H8ZM45 104V103H44ZM48 105H50V103H48ZM54 105V104H53ZM53 105H52V107H53ZM37 106V105H36ZM10 107H12V104H11V106ZM14 107V106H13ZM12 107V108H13ZM11 108V109H12ZM35 108V107H34ZM54 108H55V106H54ZM40 109V108H39ZM42 109H45V107H43ZM48 109V108H47ZM5 110H7V112H8V110H9V107L8 108H6ZM49 110V109H48ZM51 110V109H50ZM53 110V109H52ZM55 110V109H54ZM13 111V110H12ZM35 112L34 113H28L30 116H28V118H25L26 120H24V122H22V123H24V124H22V123H20L21 124V126L22 125H27L29 122V124H31V123H33L34 122V120L35 121H37L36 119H37V117H38V112H37V110H34ZM6 112V114L8 115V113ZM41 112V111H40ZM44 112V111H43ZM42 112V113H43ZM45 112H46V110H45ZM51 113L50 111H47V113ZM42 113H40V115H42ZM47 113L45 114V115H47ZM44 116V115H43ZM49 116V115H48ZM1 117V116H0ZM27 117V116H26ZM42 117V116H41ZM45 117H47V116H45ZM118 117H121V118H123V116H118ZM53 118V117H52ZM31 120V121H30ZM44 120V119H43ZM122 121L121 122H124L123 121V119H121ZM23 121V120H22ZM33 121V122H32ZM40 121V120H39ZM43 122V121H42ZM117 122V121H116ZM120 122V123H121ZM125 123V122H124ZM123 123V124H124ZM122 124V125H123ZM16 126V125H15ZM31 126V125H30ZM36 126V125H35ZM254 126H255V124H254ZM11 127V126H10ZM9 126L8 127H6V129L5 130H3V132L1 133V135H0V170H1V172L3 171L4 172V170L6 169V170H8L9 169V171H10V173H14L16 170H18V168H17V166H21V165H18V163H17V165H16V161L15 160H13V158H12V160L10 159V161H9V159H7V163L5 162V158L6 157H10V156H13L14 154L13 153H17L18 152V150H22V146H23V149L25 150V148H26V146H27V149L26 150H29V151H26L27 152V154H31V156L33 155L32 153H33V151L35 150V148L37 147V149L39 148V147H41L42 145H41V142H40V140H37L36 142H29V140H28V142L30 143H27L26 144V140L24 141L25 142V144H26V146H25V148H24V144L23 145H21V146H19V144L20 143H22V142H20V140H21V138H23V137H20V140H19V137H18V142H20L19 144H16L17 143V140H16V136L14 137V139H15V143L13 144V145H15L16 144V147L15 146H9L7 143H8V141L7 142H5L6 141V139L8 138L7 137V135H9L10 133L11 134H13L14 133V127H12V128H10ZM29 127V126H28ZM28 127H26V129H28ZM16 128V127H15ZM19 129H20V127H18ZM24 128H25V126H24ZM22 129V128H21ZM21 129H20V131H21ZM31 129H33V128H31ZM2 130V129H1ZM17 129H15V131H16ZM34 130H35V128H34ZM25 131V130H24ZM27 131V130H26ZM100 131H102V129L100 130ZM251 132H252V130H251ZM16 133V132H15ZM21 133H23V131L21 132ZM33 133V132H32ZM10 134V135H11ZM25 133H23V135H24ZM107 134V133H106ZM14 135V134H13ZM31 135H34V134H31ZM12 136V135H11ZM7 137V138H6ZM13 138V137H12ZM12 138H8L9 139V143L10 142H12V141H14V139L12 140ZM253 138V140H255L256 139V137H252ZM7 139V140H8ZM46 139V138H45ZM261 139V138H260ZM252 140V139H251ZM23 142V143H24ZM39 142H40V145H36L37 143L39 144ZM241 144H239L238 145V147H237V149H238V152L236 153V155H235V157H234V159H231L230 158V161H233V160H237L238 158H241V156L243 155V157H246L247 155H253V157H254V155H255V157H256V159L259 157V156H261L262 155V153H263V155L262 156H264V144H260V145H256V144H253V143H250V144H247V145H245V147H243L242 146V142H240ZM252 144H253V146H252ZM17 146H19V147H17ZM19 148V149H18ZM43 148V147H42ZM42 148H40V149H42ZM249 148V149H248ZM246 149H248V150H246ZM36 151V150H35ZM34 151V152H35ZM179 151V150H178ZM175 152V154H177V155H181L179 152ZM243 151V152H242ZM24 152V151H23ZM30 152V153H29ZM37 152V151H36ZM181 152V151H180ZM201 152V150L199 151V152H196V154H198V153H200ZM18 154H19V152H18ZM37 154V153H36ZM23 155V154H22ZM244 155H246V156H244ZM15 156H18L17 154L15 155ZM14 156V158H16ZM30 156V157H31ZM34 156L35 155H33V157H32V159L34 158ZM190 156H193V155H191L190 154ZM197 156V155H196ZM229 156L230 155H226L225 157H224V159H223V164H226V162H228L229 161ZM238 157V158H237ZM236 158V159H235ZM260 158V157H259ZM258 158V159H259ZM262 158V157H261ZM261 158H260V160H261ZM264 158V157H263ZM22 159V158H21ZM31 159V160H32ZM146 159V158H145ZM191 160H193L194 158H190ZM244 159H246V158H244ZM30 160V159H29ZM35 160V159H34ZM34 160H32V161H34ZM191 160H190V162H191ZM199 160V159H198ZM201 160V159H200ZM15 161V162H14ZM189 161V160H188ZM194 161H196V160H194ZM254 161H255V159H254ZM17 162H19V161H17ZM31 162V161H30ZM30 162H28V164L30 163ZM244 162L246 163V165H247V163H249L250 165H251V163L248 161V162H246V160H244ZM255 162H257L258 163V160L257 161H255ZM261 162V161H260ZM263 163H264V160L262 161ZM261 162V163H262ZM4 163V164H3ZM26 163V162H25ZM193 163V162H192ZM235 163V162H234ZM27 164V163H26ZM31 164V163H30ZM248 164V165H249ZM258 165H259V163H258ZM264 165V164H263ZM252 166V165H251ZM4 169V170H3ZM5 170V171H6ZM177 170H178V167H177ZM163 171V170H162ZM172 171V170H171ZM2 172V173H3ZM167 172V171H166ZM170 172V171H169ZM7 173H9V172H7ZM12 173V174H13ZM16 174H17V171L15 172ZM164 173V172H163ZM2 175V176H1ZM164 175H166V174H164ZM11 176V175H10ZM14 176V175H13ZM18 176V175H17ZM0 177L3 179V178H5L6 180H2V179H0V180H2V181H0V184H1V188L4 186L3 184L5 183V181H6V183H7V181H8V178H9V174H8V176H6L5 175V177H4V174H0ZM7 177V178H6ZM222 178H224V176H223V174H222ZM171 181V180H170ZM173 181H174V179H173ZM3 182V183H2ZM174 184H176V185H178V182H174ZM3 185V186H2ZM6 185V184H5ZM150 187V186H149ZM0 188V189H1ZM4 188V187H3ZM260 188H262V186L260 187ZM142 190V189H141ZM260 189H259V186H258V188L257 189H255V190H253V188L252 189H249V190H247L244 194H243V196H241V198L239 199L240 201H241V203H249V202H253V206H255V207H260V205H262L263 203H264V198H261V199H257V200H255V197H256V195L258 194V191H259ZM137 191V190H136ZM138 192H140V190H138ZM262 192H263V190H262ZM6 194V193H5ZM140 194V193H139ZM8 195V194H7ZM7 195H4V197L5 196H7ZM132 195V194H131ZM129 196V195H128ZM136 196V195H135ZM0 197L1 198H3L1 195H0ZM264 197V196H263ZM7 198V197H6ZM120 198V197H119ZM123 198V197H122ZM132 198H133V196H132ZM131 198V199H132ZM179 198H180V195H179ZM8 199V198H7ZM4 200H5V198H4ZM117 200V199H116ZM173 200V199H172ZM177 200H178V197H177ZM238 200V201H239ZM3 200H1L0 199V202H2ZM7 201L5 200V203H6ZM116 201H114V203H115ZM178 202V201H177ZM8 203V202H7ZM171 202H170V200H169V204H170ZM175 203V202H174ZM178 203H180L181 204V202L179 201ZM259 203V204H258ZM3 205H4V207L3 208H5V206H7L8 204H4V202L2 203ZM185 204V203H184ZM2 205V206H3ZM171 205V204H170ZM174 205V204H173ZM187 204H185L184 206H186ZM1 206V207H2ZM9 206H11V205H9ZM142 206V205H141ZM145 206V205H144ZM183 206V207H184ZM131 207V206H130ZM167 207H169V205H167ZM180 207V206H179ZM182 207V206H181ZM181 207L179 208V210H181V211H179V210H176L175 212H174V210H172V212H174L173 214L171 213V210H169V212L171 213L170 215L168 214V216L170 217V220L172 221V222H176V224H174V225H177V226H179V224H182V223H186L187 221H186V218H187V220H188V217H189V215H187L189 212H192V210H194L193 208H191V209H188V208H182L181 209ZM198 207V205L195 207V208H197ZM3 208H0L1 210L3 209ZM11 208H12V206H11ZM11 208H10V213L12 212L11 211ZM140 208V207H139ZM165 208V207H164ZM7 209V208H6ZM198 209V208H197ZM196 209V210H197ZM129 210V209H128ZM132 210V209H131ZM143 211V210H142ZM166 211V210H165ZM165 211H164V214L163 215H166L165 214ZM179 211V212H178ZM195 211V210H194ZM1 212V211H0ZM4 213H5V211H3ZM131 212V211H130ZM133 212V211H132ZM131 212V213H132ZM138 212V211H137ZM147 212V211H146ZM150 212V211H149ZM169 212H167V213H169ZM8 213V212H7ZM142 213V212H141ZM1 214H3V213H1ZM9 214V213H8ZM232 214H234V215H237V214H235V213H233L232 212ZM140 215V214H139ZM172 215H173V218L175 219V220H172L171 218H172ZM239 215V214H238ZM237 215V216H238ZM129 216V215H128ZM146 216V215H145ZM167 216V218H169ZM3 217V215L0 217V218H2ZM144 217V216H143ZM165 217V216H164ZM239 218H243V217H241V216H239ZM145 219V218H144ZM177 219V220H176ZM2 222L4 221V220H1ZM140 221V220H139ZM167 221H169V220H167ZM170 222V221H169ZM169 222H168V225H169ZM177 222H180V223H177ZM247 222V221H246ZM171 223V222H170ZM185 223L183 224V226L182 225H180L179 227H178V229H177V231L178 230H181V228H185ZM7 224V223H6ZM6 224H4V225H2V223L0 224V225H2V226H5ZM247 224L248 225H250L248 222H247ZM173 228H174V234L176 233V237L178 236V237H180V235H178V234H180V233H177V232H175V228L177 227H175V226H173V224L171 225ZM231 226V225H230ZM214 227V229H215V231L217 230V232H219L218 234L220 235L219 236V238L218 237H216L217 239H214L213 241L209 238V240L208 239H206V242L207 241H210L211 243H216L217 245L218 244H222V243H225L226 244V242H227V240L228 241H230V232H228L227 230H226V228H223V227H220L219 225H214L213 226ZM233 227V226H232ZM6 228V227H5ZM173 228H172V230H173ZM222 228V229H221ZM229 230H231V228L230 227H227ZM4 229V228H3ZM7 230V229H6ZM172 230H171V232H172ZM183 230V229H182ZM179 232H181V231H179ZM183 232V231H182ZM191 232V231H190ZM194 232V231H193ZM185 233V232H184ZM1 234V233H0ZM3 234V233H2ZM172 234H173V232H172ZM172 234H171V236H172ZM186 234H187V232H186ZM181 235H183V237H184V234L182 233ZM189 235V238L190 237H192L190 234H188ZM194 235V234H193ZM156 236V235H155ZM155 236H154V240H155ZM195 236V235H194ZM211 236V235H210ZM3 237V236H2ZM169 237H170V235H169ZM182 237V236H181ZM186 239H187V236L185 237ZM1 239V238H0ZM156 239L158 240V238L156 237ZM171 239V238H170ZM173 239V238H172ZM171 239V240H172ZM175 239V238H174ZM181 238H179V240H180ZM188 240V239H187ZM251 240V239H250ZM191 241V240H190ZM226 241V242H225ZM157 242H159V241H157ZM185 242V241H184ZM209 242V243H210ZM180 243H181V241H180ZM208 243V245H209V247H210V244ZM228 243V242H227ZM204 244V243H203ZM183 245H184V243H183ZM185 246V245H184ZM184 246H182L181 247V244H180V249H181V251H179V252H182V250L185 252V247ZM205 246H207L206 244H205ZM204 246V247H205ZM208 247V246H207ZM209 247H208V249H209ZM236 247V250L238 249L237 248V246H235ZM183 248V249H182ZM203 248V247H202ZM201 248V249H202ZM221 248V247H220ZM179 249V248H178ZM191 249V248H190ZM200 249V248H199ZM200 249V250H201ZM206 249V248H205ZM218 249V248H217ZM215 250V249H214ZM220 249H218V251H219ZM233 250V249H232ZM239 250V249H238ZM237 250V251H238ZM178 251V250H177ZM208 250L206 249V252H207ZM218 251H217V254H219L220 255V253L221 252H219L218 253ZM183 252V253H184ZM233 253V252H232ZM236 253H238V252H236ZM28 254V253H27ZM177 254V253H176ZM197 254V253H196ZM203 254V253H202ZM201 254V255H202ZM222 254V253H221ZM226 254V253H225ZM234 254V253H233ZM179 255L180 254H178V257H179ZM183 255V254H182ZM205 255H206V253H205ZM184 256V255H183ZM185 256H187V255H185ZM218 256V255H217ZM217 256H216V258H217ZM220 256H222V255H220ZM220 256L218 257V259H216V262H219L218 260H219V258H220ZM233 256V255H232ZM194 257H195V255H194ZM197 257H199V256H197ZM197 257H195L196 259H197ZM207 257H208V255H207ZM236 257V256H235ZM221 258H223V257H221ZM183 259V261L180 259L179 261L181 262V264H185L186 262V260L184 261V258H182ZM186 259V258H185ZM199 260H200V258H198ZM202 259V258H201ZM213 259V258H212ZM231 260H232V258H230ZM234 259V258H233ZM236 259H238V255H237V258ZM175 260V259H174ZM198 260V261H199ZM204 260H205V256H204ZM204 260L202 259V261H203V263H201V261H199V262H194V264L196 263H199V264H208L209 263V261H207L208 263H206V261H205V263H204ZM214 260H215V256H214ZM225 260V259H224ZM223 260V261H224ZM235 260V259H234ZM178 261V263L177 264H179L180 262ZM187 261H188V259H187ZM221 261V260H220ZM185 262V263H184ZM222 262V261H221ZM236 262V261H235ZM224 263H226V262H224ZM229 263V262H228ZM233 263V262H232ZM232 263H230V264H232ZM174 264H175V261H174ZM187 264V263H186ZM193 264V263H192ZM209 264H211V261H210V263ZM213 264H216L214 261H213ZM220 264V263H219ZM227 264V263H226ZM236 264H238V263H236ZM251 264H252V262H251Z\"/></svg>",
    "mask_w": 264,
    "mask_h": 264
}]
</instances>
